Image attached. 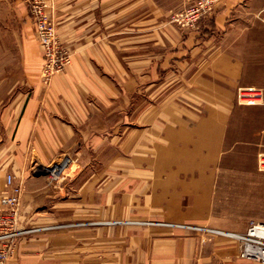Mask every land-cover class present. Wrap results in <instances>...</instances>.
Masks as SVG:
<instances>
[{
    "label": "crops",
    "instance_id": "obj_1",
    "mask_svg": "<svg viewBox=\"0 0 264 264\" xmlns=\"http://www.w3.org/2000/svg\"><path fill=\"white\" fill-rule=\"evenodd\" d=\"M190 1L46 0L53 7L52 20L58 38L72 52V64L65 75L54 77L44 87L37 82V75L42 78L40 71L33 68L41 61V55L33 54L31 49L35 47L36 35L25 0H0V28L11 24L13 44L24 46L28 67L23 71L25 81L18 85H7L5 79L15 75L0 68V127H12L8 145L12 174L15 184H23L25 189L20 220L50 227L21 238L6 264H101L99 231L60 229L54 227L60 221L53 217L66 219L67 212H36L38 206L63 203L50 198L48 191H37L36 179L27 164L28 159L35 157L47 165L59 149L60 153H68L66 144L72 139L100 146L107 139L102 137L104 132L112 143V89L100 88L106 81L93 74L97 68L91 64L112 62L111 52L95 49L112 45V15L118 18L124 12L131 17L130 23L132 17L140 18L139 23L131 24L130 29L126 26V30L132 31L135 25L141 35V52L135 59L142 64L141 78L150 75L143 65L150 62V56L143 47L147 48L151 41L158 49L163 48V52L152 55L157 61L156 77H171L173 87L180 85L178 91L195 97L197 109L205 111L202 116L183 117L177 113L178 105L163 106L158 108L155 123H150L146 113L143 123L148 128L141 130V137L155 144L137 147L155 151L159 158L168 159L169 165L187 167L216 164L220 152L232 147L226 142L229 137L232 139L238 119L228 110L233 108L236 94L246 88L261 89L264 93V37L251 33L264 29V24L253 22L241 27L244 24L231 20L243 0H219L213 12L190 29L159 20L163 15L181 11ZM0 39H4L2 34ZM89 94L95 96L96 102L90 101ZM142 110L148 111L149 107ZM214 110L219 112L215 116ZM5 143V135L0 133V198L6 178ZM205 251L211 255L199 256L196 262L190 258L188 264H251L239 259L233 248L208 247Z\"/></svg>",
    "mask_w": 264,
    "mask_h": 264
},
{
    "label": "rangeland",
    "instance_id": "obj_2",
    "mask_svg": "<svg viewBox=\"0 0 264 264\" xmlns=\"http://www.w3.org/2000/svg\"><path fill=\"white\" fill-rule=\"evenodd\" d=\"M33 1L25 0L32 25ZM44 2L52 19L53 7L46 0ZM112 16V45L95 48L101 53L111 52L112 62L91 63L97 68L93 74L106 81L100 88L112 89V143L108 133L102 132V137L107 139L101 141L100 146L72 139L66 144L68 153H60L59 149L47 165L35 157L28 159L37 191H48L50 198L63 203L38 206L36 212H67L66 219L53 217L60 221L54 227L60 229L99 231L101 264H111V261L112 264H188L190 258L196 262L199 256H210L205 251L208 247L233 248L237 257L246 263L263 264L242 258L238 240L202 229L244 234L252 224L264 225V102L244 105L239 103L236 94L234 106L228 110V114L238 119L232 139L229 137L226 142L232 147L220 152L216 164L206 167L167 164L168 159L159 158L155 151L137 147L155 144L141 137V130L148 128V124L143 123L144 115L148 113L150 123H155L158 108L175 104L180 107L177 113L183 117L202 116L205 111L197 109L199 104L194 102L195 97L178 91L180 85L173 87L171 77H156L157 61L152 55L163 52V48L158 49L151 41L147 48L143 47L150 56V62L143 63L150 75L141 78L142 64L135 60L141 52V35L135 25L132 31L126 30V26L130 29L131 24L139 23L140 18L132 17L130 23L131 17H126L124 12L118 18ZM170 16L163 15L159 20L178 26L171 23ZM152 17L154 14L149 15ZM231 20L244 24L241 27L253 22L264 24V0H243ZM10 25L0 28L4 38L0 42H5L0 45V68L15 75L5 79L7 85H18L25 81L23 71L28 67L24 61V46L13 44ZM251 33L264 37V29H254ZM35 40V47L31 49L35 51L33 54L41 55V61L33 68L41 73L43 52L37 36ZM59 43L70 56L71 65L72 52L60 40ZM70 65L52 79L65 75ZM37 78L44 87L52 81L44 84L42 78L38 75ZM89 96L93 99L90 101L96 102L94 95ZM144 106L149 110L143 111ZM213 112L214 116L219 113ZM249 122L250 125H245ZM0 133L6 138L5 175H13L8 146L11 145L12 127H0ZM8 192L5 186L0 212L4 211ZM21 223L30 228H42L38 225L45 224L28 220Z\"/></svg>",
    "mask_w": 264,
    "mask_h": 264
},
{
    "label": "built area",
    "instance_id": "obj_3",
    "mask_svg": "<svg viewBox=\"0 0 264 264\" xmlns=\"http://www.w3.org/2000/svg\"><path fill=\"white\" fill-rule=\"evenodd\" d=\"M219 0H192L181 11L170 16L171 23L183 28H194L204 17L210 15ZM47 5L44 0H34L31 4L30 15L33 20L35 34L42 48L44 65L42 79L44 84H49L55 74L63 72L70 65V56L63 50L59 43L55 25L47 13ZM239 103L254 106L264 102V94L261 89L246 88L238 92ZM15 177L7 175L5 186L9 192L4 199V211L0 212V264H6L12 255L15 242L23 237L30 236L50 227L30 228L22 225L20 218V204L23 193L21 184H15ZM259 225L252 224L244 234H233L219 230L202 229L216 235L236 239L241 243L240 255L245 259H252L264 264V236L248 235ZM264 231V225L262 226ZM240 236L236 238V236Z\"/></svg>",
    "mask_w": 264,
    "mask_h": 264
},
{
    "label": "bare ground",
    "instance_id": "obj_4",
    "mask_svg": "<svg viewBox=\"0 0 264 264\" xmlns=\"http://www.w3.org/2000/svg\"><path fill=\"white\" fill-rule=\"evenodd\" d=\"M258 225L259 226H257L256 229L248 235L249 238H252L254 236H260L262 234L264 236V231L261 230L263 225H260V224H258ZM238 237H241V235L236 236V238H238Z\"/></svg>",
    "mask_w": 264,
    "mask_h": 264
}]
</instances>
